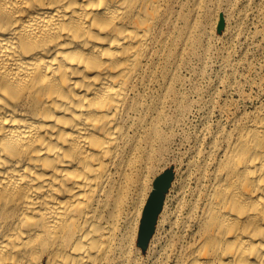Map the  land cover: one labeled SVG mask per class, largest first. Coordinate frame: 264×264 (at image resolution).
Wrapping results in <instances>:
<instances>
[{"label": "bare ground", "instance_id": "1", "mask_svg": "<svg viewBox=\"0 0 264 264\" xmlns=\"http://www.w3.org/2000/svg\"><path fill=\"white\" fill-rule=\"evenodd\" d=\"M219 2L0 0V264H264V62L243 110L213 102L184 135L163 204Z\"/></svg>", "mask_w": 264, "mask_h": 264}, {"label": "rangeland", "instance_id": "2", "mask_svg": "<svg viewBox=\"0 0 264 264\" xmlns=\"http://www.w3.org/2000/svg\"><path fill=\"white\" fill-rule=\"evenodd\" d=\"M232 5L238 14L245 16L242 26L237 24V14L230 13ZM220 18L222 25L217 30ZM202 27V42L190 57L188 69L181 71V82L176 86L179 94L178 103L188 117L184 123L183 132L175 138L170 152L160 164L164 167L161 172L171 170V180L163 199V204L167 201L168 207L173 194L171 185L175 178V171L186 146L184 135L189 136L193 133L194 125L213 102L214 105L226 102L232 107L237 105L240 111L244 109L238 101L239 92L245 94L251 92L248 82L256 78L264 62V39L262 38L264 0H220L217 12L209 15ZM236 32L242 34L240 39L232 38ZM224 63L234 66L236 71H231L229 66L222 69L221 66ZM214 115L216 116V113ZM159 214L146 246L142 249V256L146 255V250L155 235L162 233Z\"/></svg>", "mask_w": 264, "mask_h": 264}, {"label": "water", "instance_id": "3", "mask_svg": "<svg viewBox=\"0 0 264 264\" xmlns=\"http://www.w3.org/2000/svg\"><path fill=\"white\" fill-rule=\"evenodd\" d=\"M222 25V20H220L219 25H218V30L221 28ZM165 176H159L153 183V190L150 194V198L148 200V203L145 207L144 210V215H143V220H142V224L140 225V233L141 231L143 232L145 227L147 226V224H145V220H146V214L150 212L151 209H153L157 203L158 200V192L159 189L161 188V184L163 183Z\"/></svg>", "mask_w": 264, "mask_h": 264}]
</instances>
